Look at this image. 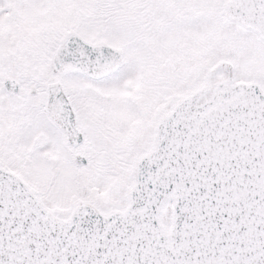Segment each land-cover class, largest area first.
<instances>
[{"label": "snow or ice", "instance_id": "snow-or-ice-1", "mask_svg": "<svg viewBox=\"0 0 264 264\" xmlns=\"http://www.w3.org/2000/svg\"><path fill=\"white\" fill-rule=\"evenodd\" d=\"M0 264H264V0H0Z\"/></svg>", "mask_w": 264, "mask_h": 264}]
</instances>
